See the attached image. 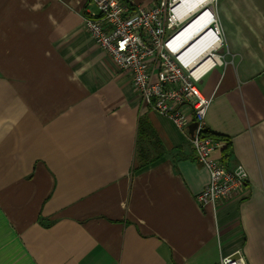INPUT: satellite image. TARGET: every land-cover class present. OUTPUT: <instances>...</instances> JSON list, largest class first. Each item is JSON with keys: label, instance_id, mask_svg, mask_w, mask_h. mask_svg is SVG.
<instances>
[{"label": "crops", "instance_id": "1", "mask_svg": "<svg viewBox=\"0 0 264 264\" xmlns=\"http://www.w3.org/2000/svg\"><path fill=\"white\" fill-rule=\"evenodd\" d=\"M90 9L0 0V264H264V0H219L226 64L199 87L215 157L248 179L205 208L188 132L145 106L87 30Z\"/></svg>", "mask_w": 264, "mask_h": 264}, {"label": "built area", "instance_id": "2", "mask_svg": "<svg viewBox=\"0 0 264 264\" xmlns=\"http://www.w3.org/2000/svg\"><path fill=\"white\" fill-rule=\"evenodd\" d=\"M88 4L92 9L83 16L96 44L130 75L147 108L188 132L197 161L210 173L208 184L196 196L199 205L229 201L246 186L248 173L243 165L229 168L215 157L222 145L207 133L212 98L199 87L208 72L226 64L219 0H159L152 7L129 0H88ZM219 264L246 263L226 256Z\"/></svg>", "mask_w": 264, "mask_h": 264}, {"label": "rangeland", "instance_id": "3", "mask_svg": "<svg viewBox=\"0 0 264 264\" xmlns=\"http://www.w3.org/2000/svg\"><path fill=\"white\" fill-rule=\"evenodd\" d=\"M8 87V81H5L2 77H0V120L5 119L3 115L4 113H2L3 106L11 101V91L9 92Z\"/></svg>", "mask_w": 264, "mask_h": 264}, {"label": "trees", "instance_id": "4", "mask_svg": "<svg viewBox=\"0 0 264 264\" xmlns=\"http://www.w3.org/2000/svg\"><path fill=\"white\" fill-rule=\"evenodd\" d=\"M145 124H146L145 122H143V121L141 122V125H140L141 130H146L147 127L145 126ZM207 133H209L210 135H213L215 137H219L216 134L210 132L208 129H207ZM153 142L156 144L155 140Z\"/></svg>", "mask_w": 264, "mask_h": 264}, {"label": "water", "instance_id": "5", "mask_svg": "<svg viewBox=\"0 0 264 264\" xmlns=\"http://www.w3.org/2000/svg\"><path fill=\"white\" fill-rule=\"evenodd\" d=\"M195 127H196V124H195V123L192 124V125L189 127V131H190L191 134L193 133V130H194Z\"/></svg>", "mask_w": 264, "mask_h": 264}, {"label": "bare ground", "instance_id": "6", "mask_svg": "<svg viewBox=\"0 0 264 264\" xmlns=\"http://www.w3.org/2000/svg\"><path fill=\"white\" fill-rule=\"evenodd\" d=\"M185 2H188L189 0H184ZM187 6H188V4H187Z\"/></svg>", "mask_w": 264, "mask_h": 264}]
</instances>
